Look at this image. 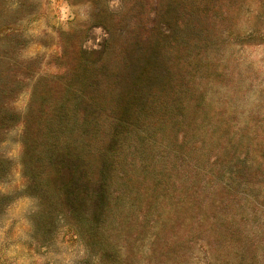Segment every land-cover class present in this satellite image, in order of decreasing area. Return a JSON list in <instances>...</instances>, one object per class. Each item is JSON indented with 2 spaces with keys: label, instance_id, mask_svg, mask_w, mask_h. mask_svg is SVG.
I'll return each mask as SVG.
<instances>
[{
  "label": "trees",
  "instance_id": "obj_1",
  "mask_svg": "<svg viewBox=\"0 0 264 264\" xmlns=\"http://www.w3.org/2000/svg\"><path fill=\"white\" fill-rule=\"evenodd\" d=\"M90 1L47 71L16 67L0 0V142L19 126L20 175L0 201L33 198L36 230L83 244L74 264H264V0Z\"/></svg>",
  "mask_w": 264,
  "mask_h": 264
},
{
  "label": "rangeland",
  "instance_id": "obj_2",
  "mask_svg": "<svg viewBox=\"0 0 264 264\" xmlns=\"http://www.w3.org/2000/svg\"><path fill=\"white\" fill-rule=\"evenodd\" d=\"M4 4L9 25L7 40L16 46L11 55L13 62H17L16 67L24 59L38 55L47 71L52 69L49 65L59 53L63 33L84 30L83 25L88 23L94 9L90 0H4ZM104 38L105 32L100 26L90 29L91 46L98 47ZM250 56L264 77V45L252 49ZM16 79L19 81V77ZM12 88L13 105L22 110L28 90L17 83ZM18 131L19 126H14L0 142V156L10 158L13 163L6 177L0 180V194L20 185ZM35 209V200L28 196L16 197L11 202L1 199L0 264H74L84 253L83 244L65 234L62 226L55 227L45 237L30 219Z\"/></svg>",
  "mask_w": 264,
  "mask_h": 264
}]
</instances>
